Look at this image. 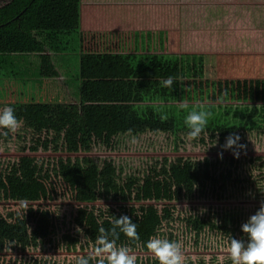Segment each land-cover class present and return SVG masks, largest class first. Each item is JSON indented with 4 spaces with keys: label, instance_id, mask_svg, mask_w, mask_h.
<instances>
[{
    "label": "rangeland",
    "instance_id": "1",
    "mask_svg": "<svg viewBox=\"0 0 264 264\" xmlns=\"http://www.w3.org/2000/svg\"><path fill=\"white\" fill-rule=\"evenodd\" d=\"M4 1L0 0V4ZM130 1L81 0L83 97L87 96L88 101L128 103L131 119L123 127L98 128L88 127L81 118L79 153L94 157L125 156L143 159L147 163L165 156L176 160L180 177L217 179L234 176L241 179L240 183L250 178L264 182V56L262 59L258 57L264 53V0ZM92 4L109 5L105 11L100 7L99 15L105 17L110 14L113 21L120 24L107 28H100L96 23L95 28L89 23L85 25V21L90 20L98 9L92 8ZM87 6L91 8H87L86 15ZM84 26L90 29L85 31ZM58 55L61 61L56 59L55 67L61 73L57 76L40 84L34 78L26 82L11 78V84L7 83L8 79L0 80V98L72 99L63 78L70 83L77 80V53ZM218 63L231 68L221 71ZM168 77L174 80L171 88L162 86V81ZM86 87L90 90L86 91ZM258 101H263L258 110L262 122L259 125L263 128L257 126L249 137L240 139L239 143L246 147L236 158L231 149L221 148L228 136L225 126L229 128L227 124L234 123L230 125L233 127L246 121L248 114L254 111L250 108ZM185 103L189 108L181 109L180 105ZM197 106L203 110L211 109L213 118L216 116L212 110H219V124L224 126L212 125L209 121L200 138L190 140L184 120ZM164 115L168 117L166 120L161 119ZM258 128L261 130L256 131ZM7 147L4 149L0 145V159L21 153L12 144ZM44 153L52 154V151ZM246 180L243 184L248 183ZM252 185L246 186L247 197L234 193L223 199H179L173 204L181 208L189 203L208 201L215 204L264 202L261 195L264 188L256 189ZM93 203L105 204L102 200ZM75 204L77 202L69 197V191L63 184L56 186L53 198L24 202L25 207H49L54 213L63 214L65 219ZM20 205L0 202V210L6 207L20 210ZM56 226L55 222L54 231L37 241L35 246L19 248L18 244L8 241L0 248V264H19L33 259L39 263L65 264L92 250L91 246L80 248L78 240L70 247L60 235L73 232V226L68 223ZM215 243V240L208 239L201 246L186 245L182 249L185 256L191 257H208L211 253L220 258L227 255V248L216 247ZM131 249L136 255L142 254L135 248ZM146 253L151 254L149 251Z\"/></svg>",
    "mask_w": 264,
    "mask_h": 264
},
{
    "label": "trees",
    "instance_id": "2",
    "mask_svg": "<svg viewBox=\"0 0 264 264\" xmlns=\"http://www.w3.org/2000/svg\"><path fill=\"white\" fill-rule=\"evenodd\" d=\"M80 23V0H5L0 4L1 81L8 79L7 83L11 84V78L23 82L34 78L40 84L61 73L55 67V60L61 58L58 54L76 52L78 58L77 80L70 83L63 78L72 99L0 98L1 108L13 107L22 121V126L13 134H0V145L4 149L12 144L21 151L14 157L0 159V202L21 204L20 210L11 207L0 210V248L8 241L18 244L19 248L35 246L54 231L55 222L57 226L66 223L73 226V232L60 235L70 247L77 240L82 249L94 247L98 229L110 228L111 221L120 215L130 216L138 226V241L130 240L123 233L117 240L118 245L141 251L137 264H158L152 254L146 253V242L154 236L178 241L182 247H198L208 239L215 240L214 246L219 248H227L230 237L246 241L241 224L263 201L250 204L208 201L189 203L181 208H176L173 202L223 199L234 193L247 197L249 183L256 189L264 188L261 179H245L248 183L243 184L245 180L240 183L241 179L234 176L180 177L176 160L165 156L147 163L125 156L94 157L79 153L81 118L88 127L98 128L123 127L131 119L128 103L91 102L83 97ZM212 111L217 119L210 116L209 121L217 124L221 121L219 110ZM4 131L7 130L0 133ZM24 150L29 153H22ZM47 151L52 154L44 153ZM58 184H63L69 197L77 202L67 219L46 206H24V202L55 197ZM261 195L264 196V189ZM95 200L105 204H94ZM82 255L88 253L79 256ZM186 258L187 264H221V258L215 253L208 257L186 255ZM19 264L48 263L33 259ZM65 264H75V260ZM224 264L231 261L225 259Z\"/></svg>",
    "mask_w": 264,
    "mask_h": 264
},
{
    "label": "clouds",
    "instance_id": "3",
    "mask_svg": "<svg viewBox=\"0 0 264 264\" xmlns=\"http://www.w3.org/2000/svg\"><path fill=\"white\" fill-rule=\"evenodd\" d=\"M174 84L172 77L162 81V86L171 88ZM181 109H188V104H181ZM200 108V106H197ZM193 108L185 117L184 123L189 129L187 133L190 140H197L209 123L211 113ZM168 117L164 115L162 120ZM22 126L15 109L5 106L0 109V130H7L0 134L7 135L16 132ZM238 133H230L222 149H231L234 157L238 158L240 150L246 146L239 143ZM210 146H214L210 145ZM209 146V147H210ZM222 157V153L220 154ZM137 224L128 215H120L111 221V227L98 229L99 235L92 250L87 256L75 257V264H137L138 258L132 249L125 245H118L117 240L121 233L132 241L140 239L137 232ZM241 231L247 240L230 237L227 245V256L221 258L230 260L231 264H264V202L259 209L241 224ZM147 250L152 254L158 264H187V258L183 252L182 245L178 241L169 240L164 237L154 236L146 242Z\"/></svg>",
    "mask_w": 264,
    "mask_h": 264
},
{
    "label": "crops",
    "instance_id": "4",
    "mask_svg": "<svg viewBox=\"0 0 264 264\" xmlns=\"http://www.w3.org/2000/svg\"><path fill=\"white\" fill-rule=\"evenodd\" d=\"M128 1H130V0H128ZM131 2V1H130ZM83 2H81V0H80V5L82 4ZM102 8L103 10L102 11H105V10H108L109 9V5L108 6H106V7H102L101 5H99V4H92V8H98V9H95V11H94V13H93V16H92V18L90 17V20H88V21H85V25H87V23H89V25H93V28H95V25H94V23H96L100 28H107L109 25H115V23H117V21H113V17L111 16L110 17V14L109 15H105V17L104 16H101V15H99L100 13H101V11H100V9L99 8ZM87 8L88 9H90L91 7H86V15H87ZM81 9V8H80ZM99 11V12H98ZM118 17V16H117ZM80 20H81V22H82V15H81V13H80ZM93 21V22H92ZM103 22V25L102 24H100V23H102ZM117 24H120V23H117ZM82 26L83 25H81V31H82ZM90 28H86L85 26H84V29L83 30H85V31H87V30H89ZM105 33V32H104ZM81 34H82V32H81ZM103 35V34H102ZM102 38H104V37H102ZM106 40H110V39H108V37H106ZM91 42V41H90ZM103 42H105V40L103 41ZM134 44V43H133ZM106 45V44H105ZM104 45V46H105ZM82 52V51H81ZM97 54V53H96ZM96 54H94V55H96ZM263 56H264V53H262V54H259L258 55V57L260 58V59H262L263 58ZM100 64V63H99ZM218 65H221L220 66V70L221 71H223V70H225L226 68H231V66L230 65H223V64H221V63H218ZM217 65V66H218ZM254 69V68H253ZM255 70V69H254ZM262 70V69H261ZM82 71H83V68H82V64L80 65V74L82 73ZM81 77H82V75H81ZM260 78H262V77H260ZM84 79H83V77L81 78V81H83ZM85 81V80H84ZM87 82V81H86ZM94 84V83H93ZM88 85V84H87ZM88 90H90V89H88ZM87 90V87H86V91H88ZM84 95V94H83ZM85 99H86V101H88L87 100V96H85ZM107 101H109V100H107ZM91 102H93V101H91ZM259 104H263V101H258L255 105H252L253 106V108L251 109L250 108V110H253L254 109V111L251 113H249L248 114V118H247V120L246 121H243L241 124H237V125H232L233 127H231L230 125L231 124H234V123H231V124H227V125H229L228 127L229 128H227L226 126H225V130H226V133L228 132V135L230 134V133H233L234 131H235V133H238L239 134V136H240V138L241 139H246L247 137H249V134L252 132V129H255V128H257V126L259 127L260 125H259V123L261 122V119H260V116H259V114H258V110L262 107V105H259ZM236 106H238V105H236ZM241 107H245V105H240ZM236 108H239V106L238 107H236ZM246 108V107H245ZM206 111H207V109H206ZM215 123V121H212L211 122V124L212 125H216V123ZM221 123V122H220ZM218 125H221V126H224V125H222V124H219V123H217ZM261 125H262V122L260 123ZM212 125H210V126H212ZM207 127V126H206ZM260 127H262V126H260ZM263 128V127H262ZM224 128H222V131H224L223 130ZM257 130H261V129H256V131Z\"/></svg>",
    "mask_w": 264,
    "mask_h": 264
}]
</instances>
